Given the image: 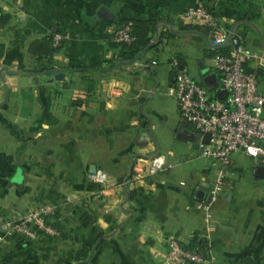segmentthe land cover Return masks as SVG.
<instances>
[{
  "label": "crops",
  "instance_id": "obj_1",
  "mask_svg": "<svg viewBox=\"0 0 264 264\" xmlns=\"http://www.w3.org/2000/svg\"><path fill=\"white\" fill-rule=\"evenodd\" d=\"M253 1L263 15L244 28L235 16L238 0H0L9 16L0 25V264H75L84 244L93 247L89 264H181L168 257L167 238L173 234L187 242L197 233L210 243L205 264H264L259 163L235 151L218 199L202 207L204 198L198 199L196 191L202 188L206 195L216 169L198 156L197 132L184 123L176 105L174 139L168 140L149 112L135 105L145 95L147 108L156 86L172 82L177 53L189 72L195 64L190 73L198 79L213 70L210 32L201 23L194 24L204 31L185 27L190 23L183 15L190 7L209 5L240 32L247 47H264L257 22L264 19V0ZM102 7L115 21L99 16ZM127 18L157 19L155 43L160 31L172 34L153 43L138 61L126 63L123 48L111 44L109 34ZM52 32L66 36L53 56L54 67L30 71L37 64L30 42ZM162 55L166 63L160 66ZM149 57L152 61L143 63ZM94 63L115 64L106 70L83 69ZM58 71L64 72L62 78L56 77ZM107 88L115 89V107L100 109L104 103L98 99ZM105 134L109 141L115 134V186L109 189L115 203L113 195L102 203L87 181L91 165H104ZM160 152L173 168L137 179L127 190L118 184L138 157ZM246 174L255 180L248 189L237 181ZM41 201L55 206L52 220L61 226L58 233L28 239L2 229L3 218Z\"/></svg>",
  "mask_w": 264,
  "mask_h": 264
},
{
  "label": "built area",
  "instance_id": "obj_2",
  "mask_svg": "<svg viewBox=\"0 0 264 264\" xmlns=\"http://www.w3.org/2000/svg\"><path fill=\"white\" fill-rule=\"evenodd\" d=\"M183 18L189 23H201L208 27L211 47H225L213 55L212 68L218 85L209 87L202 78L194 77L189 69L174 58L175 79L169 84L168 92L176 98L181 119L192 126L198 134V156L211 162L216 169L208 183L206 195L200 206L208 207L216 201L227 177L233 154L242 150L264 165V90L260 88L255 69L264 68V47L250 48L245 45L238 30L220 18L205 4L185 10ZM112 40L131 42L132 20L116 25L112 30ZM65 39L63 33H55V43ZM208 72V73H210ZM228 90L226 98L216 95L219 90ZM209 132V140L204 135ZM244 147V148H242ZM165 153H155L138 157L130 174L121 178L118 184L125 190L133 188L137 179L160 173L174 167ZM89 178L101 187L103 196L110 185L109 174L102 167L89 171ZM55 206L41 201L27 211L2 219L1 227L8 233H16L25 238H34L39 233L55 234L59 230L48 216ZM176 235L167 238L168 257L181 264L202 263L207 257L200 250L186 248Z\"/></svg>",
  "mask_w": 264,
  "mask_h": 264
},
{
  "label": "trees",
  "instance_id": "obj_3",
  "mask_svg": "<svg viewBox=\"0 0 264 264\" xmlns=\"http://www.w3.org/2000/svg\"><path fill=\"white\" fill-rule=\"evenodd\" d=\"M239 2V8L236 10V19L241 22V25L244 28H247L250 26V22L256 18L261 17L262 11L261 7L259 4L255 3L253 0H238ZM210 10H212L215 14L216 11L214 8L210 7L207 5ZM129 20H132V32L135 35V38L131 42H111L115 46L120 45L123 48V57L122 59L124 61H129L132 58H134L138 53H140L146 46L153 44L154 39V34L158 32V21L157 19L149 18V19H132V18H127V19H121L118 22V25L125 23ZM9 21V16L4 15L3 18L1 19L0 23H6ZM232 26V25H231ZM186 28H197L202 31L203 26L201 24H194L190 23V25H185ZM207 30L209 31L208 27H206ZM206 30V29H205ZM172 33L169 30L166 31H160L159 34L157 35V44L164 38L165 36H170ZM54 35L55 33L52 32L47 35H43L37 38H34L28 47V50L31 54H33L35 61L37 64L33 67L30 68V71L34 72H41V71H48L54 67V61H53V56L55 52H57L61 46L62 42L60 41L59 43H55L54 40ZM225 47H215L211 48V52L213 55L219 51H223ZM175 58L178 60V62L182 65H185L184 62V56L181 53H177L175 55ZM42 61H46L47 64L43 65L41 63ZM152 59H148V63H150ZM147 62V61H146ZM115 63H111L110 65L107 66H102L101 63H94L92 65H84L83 69H88V68H97V69H104L106 70L107 68L113 67ZM257 72V76L259 78V75L261 73H264V68H257L255 69ZM87 80H89V83H95L96 79L93 77H89ZM131 196L133 195V192H130ZM52 223L59 228L60 230V224L56 221H52ZM95 229V228H93ZM103 235V232L98 233V239H100ZM97 239V240H98ZM103 239L101 240V242ZM182 245L186 248L190 249H196L200 250L204 253L206 257L209 255V249H210V243L207 238L203 237L200 235V233H197L196 237L193 239L185 242L181 241ZM93 251V247L90 246L89 244H84L75 254V264H89V258L90 255ZM187 264H202V263H187Z\"/></svg>",
  "mask_w": 264,
  "mask_h": 264
},
{
  "label": "rangeland",
  "instance_id": "obj_4",
  "mask_svg": "<svg viewBox=\"0 0 264 264\" xmlns=\"http://www.w3.org/2000/svg\"><path fill=\"white\" fill-rule=\"evenodd\" d=\"M4 15H7V14L5 12H3L2 8L0 7V21L3 18ZM257 22H258V27L260 28L259 32L260 33H264V19H258ZM4 24H6V23H0V25H3V26H4ZM109 36H110V42H114L112 40V34L111 33L109 34ZM65 38H66V36H65ZM161 58L164 60V56L163 55H162ZM148 59H152V57L147 58L146 60L143 61V63L146 62V61L148 62ZM173 61H174V59H173ZM134 62H136V61H134ZM165 63L166 62L164 60L159 65L163 66V64H165ZM108 65H110V64H108ZM139 65L140 64H137V67L134 68V69H138ZM149 67H151L150 64H149ZM130 69H131V67H130ZM194 69H195V64L193 63L191 65V70H190V72L192 74H194V72H195ZM153 74H155V73H153ZM102 79H104V77H100L99 75H97V80L101 81ZM153 83H156V81H154ZM259 85H260V87H262V89H264V73H261L259 75ZM156 87H157V89H156L155 93L153 94V96L149 99V103L147 105V108H145V105H146L145 104V95L140 97V101L139 102L136 103V101H135V105L136 104L139 105L138 108H139V110H141V112H144V111L149 112L150 117H152V119L154 120L153 122L155 124H158L160 126V128H162V130L164 131L165 137H167L168 140H170V139L172 140V138L174 139V135H173V132L171 130V126H172L173 123H175L176 117L178 116V111H177V108H176L177 101H176V98L173 95L169 94V92H168L169 84H168L167 81L163 82V83H160ZM110 89L108 91V88H107L102 93H100V97L101 98H99L98 100L99 101L102 100L103 103H104L103 105H100V107H102L100 109H104L106 107H109V108L115 107V105H113V104H115V97L113 99H111L112 96H115V89L114 90L111 89V91H110ZM86 95H90V94L86 93ZM149 95H151V94H149ZM74 100L78 101V102H81V103H83L85 101V100H81V99H77V98H75ZM107 102H108V104H107ZM114 135L115 134L109 135V138L111 139L110 141L107 139L108 135L107 134L104 135L105 136V139H104V142H105L104 143V145H105V157H104V162H103L104 165H102V168L105 169L108 172L109 177H110L109 178L110 185L106 186V187H108V189H110L111 187L115 186V136ZM155 143H156V146H157L158 145V141L155 140ZM107 147H109L111 149V151L109 149H107ZM87 181H88V183L90 185L93 186V188L97 189L100 192L101 187L98 184H96L95 182H93L89 178L88 175H87ZM237 181H238L239 184H241V183L245 184L246 186H244V187H247V189H248L251 186V184L254 183L255 180H253V178L251 177L250 174H246L245 176H242ZM256 182H259V181H256ZM260 183H264V181H261ZM99 195H101L100 198L102 200V203H104L106 201L105 196L113 195L114 197H113V201L112 202L115 203V192L107 190V192H105L104 196L102 194H100V193H99ZM107 211L108 210H106L104 213H108ZM55 213H52V214H50L48 216V220L51 223L53 221L52 220V216Z\"/></svg>",
  "mask_w": 264,
  "mask_h": 264
},
{
  "label": "water",
  "instance_id": "obj_5",
  "mask_svg": "<svg viewBox=\"0 0 264 264\" xmlns=\"http://www.w3.org/2000/svg\"><path fill=\"white\" fill-rule=\"evenodd\" d=\"M98 14L99 16L104 19V20H108V21H115V17L112 15V13L106 8V7H102L99 11H98ZM210 42V41H209ZM211 44V42H210ZM153 44H150L148 46H146L140 53H138L134 58H132L131 60L129 61H124V62H134V61H137L139 60L143 54L149 49L152 47ZM222 45H220L219 47H221ZM147 69V67H146ZM64 76V72L63 71H58L56 73V77L58 78H62ZM202 80L211 88H215L217 85H218V79H217V75L215 72H210V73H205L202 75ZM175 79V73L173 74V77H172V81ZM216 95L220 98H226L227 95H228V90L227 89H224V90H219L216 92ZM185 123V122H184ZM209 136H210V133L207 132L205 135H204V138L203 140L204 141H208L209 140ZM244 148V147H242ZM96 169V166L95 165H91V168H90V171H94ZM255 172H256V176L257 177H264V165L263 164H257L256 165V168H255ZM196 196L198 199H203L204 196H205V190L202 189V188H199L197 189L196 191ZM7 264H10V263H7ZM226 264H229V263H226Z\"/></svg>",
  "mask_w": 264,
  "mask_h": 264
}]
</instances>
